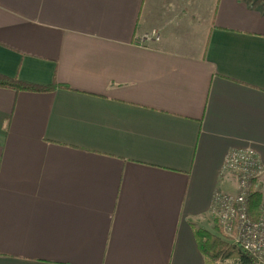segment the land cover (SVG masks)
<instances>
[{
	"label": "crops",
	"instance_id": "obj_1",
	"mask_svg": "<svg viewBox=\"0 0 264 264\" xmlns=\"http://www.w3.org/2000/svg\"><path fill=\"white\" fill-rule=\"evenodd\" d=\"M0 73L56 86H0V264H207L227 152L264 164V0H0Z\"/></svg>",
	"mask_w": 264,
	"mask_h": 264
},
{
	"label": "built area",
	"instance_id": "obj_2",
	"mask_svg": "<svg viewBox=\"0 0 264 264\" xmlns=\"http://www.w3.org/2000/svg\"><path fill=\"white\" fill-rule=\"evenodd\" d=\"M160 38V33L153 30L141 35L137 43L147 46ZM223 171L235 173L238 181L234 191L217 190L214 196L213 213L222 231L221 238L264 264V202L257 218L249 208L254 182L264 175V164L254 147L233 148L225 156ZM231 261L219 259V263Z\"/></svg>",
	"mask_w": 264,
	"mask_h": 264
},
{
	"label": "trees",
	"instance_id": "obj_3",
	"mask_svg": "<svg viewBox=\"0 0 264 264\" xmlns=\"http://www.w3.org/2000/svg\"><path fill=\"white\" fill-rule=\"evenodd\" d=\"M0 86L15 88L16 90H29V91H48L54 89L56 86H36L34 84L25 82L21 79L10 78L0 73ZM261 193L252 190L250 195L251 214L254 216L258 215L260 205L262 203ZM218 229V226L217 228ZM218 231H220L218 229ZM196 238L198 244L206 255L207 264H217L216 261L219 259H233L230 263L220 264H258V262L249 254L242 252L230 246L221 236L215 232L209 231L203 227H196Z\"/></svg>",
	"mask_w": 264,
	"mask_h": 264
},
{
	"label": "rangeland",
	"instance_id": "obj_4",
	"mask_svg": "<svg viewBox=\"0 0 264 264\" xmlns=\"http://www.w3.org/2000/svg\"><path fill=\"white\" fill-rule=\"evenodd\" d=\"M263 202V201H262ZM262 204V203H261ZM261 206V205H260ZM249 208H250V214H251V204H249ZM253 217L257 218L259 215H260V208H259V211H258V215L257 216H254L253 214H251ZM218 229L220 231H218ZM218 229H215L213 232H215L216 234H218L219 236H222V231H221V228H218ZM231 259V258H230ZM233 261V259H231ZM231 261V262H232ZM217 264H220L219 263V260L216 261ZM260 264V263H258Z\"/></svg>",
	"mask_w": 264,
	"mask_h": 264
}]
</instances>
